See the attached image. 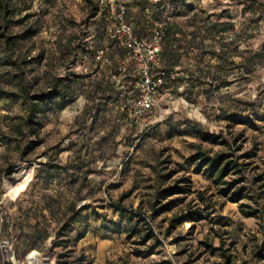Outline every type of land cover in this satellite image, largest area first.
Returning a JSON list of instances; mask_svg holds the SVG:
<instances>
[{
  "label": "rangeland",
  "instance_id": "obj_1",
  "mask_svg": "<svg viewBox=\"0 0 264 264\" xmlns=\"http://www.w3.org/2000/svg\"><path fill=\"white\" fill-rule=\"evenodd\" d=\"M124 1L138 30L152 17L166 22L160 64L168 47L191 75L167 84L144 127L118 121L135 95L132 76L119 87L108 75L122 51L109 49L108 63L94 58L104 40L98 0H9L0 26V264H264L254 256L264 216L239 210L253 199L229 200L188 160L197 148H233L246 192L264 203V6ZM52 88L59 95L38 101L24 125V90ZM199 124L230 146L200 140ZM183 177L186 192L158 197ZM188 210L201 218L168 227Z\"/></svg>",
  "mask_w": 264,
  "mask_h": 264
},
{
  "label": "built area",
  "instance_id": "obj_2",
  "mask_svg": "<svg viewBox=\"0 0 264 264\" xmlns=\"http://www.w3.org/2000/svg\"><path fill=\"white\" fill-rule=\"evenodd\" d=\"M98 4L103 11L104 40L95 49L94 58L101 63H108L109 49L122 51L120 59L108 71V75L119 87L124 86L125 76H132L135 90L131 101L122 104L124 115L118 121L122 124L147 126L156 116L155 107L161 92L166 88L167 78L186 79L189 72L178 65L170 69L160 66V52L166 28L163 19L152 17L147 29L138 30L134 22L127 18V5L124 0H98Z\"/></svg>",
  "mask_w": 264,
  "mask_h": 264
},
{
  "label": "trees",
  "instance_id": "obj_3",
  "mask_svg": "<svg viewBox=\"0 0 264 264\" xmlns=\"http://www.w3.org/2000/svg\"><path fill=\"white\" fill-rule=\"evenodd\" d=\"M250 3L256 7L264 6V3L258 2L257 0H250ZM13 7L11 6L9 0H0V26L7 27L10 21V15L13 12ZM160 18V17H157ZM103 28V27H102ZM169 32L167 31V26L165 28V34L163 36V42L166 44L168 39ZM1 37H3V41L5 44H8L10 40L9 36H6L1 33ZM162 56L165 58V61L168 65H161L165 69H170L175 66L176 62V55L172 53L170 48L165 47L162 49ZM191 75L189 74V77ZM187 77L186 79H188ZM183 79L176 78V79H169L166 80V86L168 83H179ZM185 80V79H184ZM59 95V91L52 88L46 92L38 93V94H30L28 91L24 90L21 95V98L26 106L27 113L23 117V124L24 125H31L33 124V118L36 116L37 112V102L42 101L45 99H53ZM193 132L198 136V138L202 141L210 142V143H220V144H227L229 145V141L223 137L221 133L210 132L206 130L202 125H198L193 129ZM35 144L34 142L32 143ZM32 145H29V148ZM230 146V145H229ZM239 156L236 154L233 148L229 147V150L223 151H215L210 152L206 149L197 148L195 152L188 156V160L192 162V172L194 173H201L204 176L211 179L212 183L220 186L218 188L219 194L223 196H227L229 200L237 201L242 198L253 199L255 206L250 205L249 203L242 202L239 204V210L244 216H253L256 218H262L264 216V203L260 202L257 199L256 194L249 195L246 190L245 186L241 183L244 180V171H245V163L239 161ZM234 173L238 174L237 177L227 180L224 177L229 174ZM188 178H181L176 179L170 185L162 187L158 190L157 195L158 197H166L168 195L174 193H184L187 191V182ZM203 198V197H201ZM171 201L166 202L156 210H164L169 208ZM81 208V207H80ZM85 207H82V209ZM201 218V215L196 210H188L179 215H174L169 220V228L173 227L175 224L184 221V220H198ZM261 226V224H259ZM262 227V226H261ZM155 235L152 230H150V236ZM264 239L260 244L259 251L254 254L257 259L264 258ZM60 258V257H59ZM225 259L229 260V255H225Z\"/></svg>",
  "mask_w": 264,
  "mask_h": 264
}]
</instances>
